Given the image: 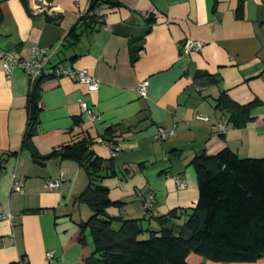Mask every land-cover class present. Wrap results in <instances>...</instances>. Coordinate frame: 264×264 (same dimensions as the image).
<instances>
[{"label":"crops","instance_id":"obj_1","mask_svg":"<svg viewBox=\"0 0 264 264\" xmlns=\"http://www.w3.org/2000/svg\"><path fill=\"white\" fill-rule=\"evenodd\" d=\"M117 1L119 7L98 9L101 23L94 29L79 26L74 45L68 35L90 0H50L48 12L37 11L35 0H26L27 7L22 0H0V264L20 257L26 264H49L50 252L56 264H83L93 251L88 235L85 246L77 242L86 220L76 199L86 175L60 158L38 166L23 148L31 82L21 69L6 74V53L27 58L32 47L49 49L52 65H74L100 82L99 91L90 93L70 79L45 80L31 142L46 157L85 138L96 157L113 160L116 175L103 185L123 205L107 211L112 217L145 220V228L156 230L158 218L176 211L181 225L199 198L191 165L197 154L228 149L241 159L264 157V0ZM186 40L203 48L184 56ZM132 47H142L135 62ZM146 81L144 98L139 87ZM223 93L240 105L259 103L246 127H232L217 110ZM81 103L100 120L90 122ZM173 127V137L156 138ZM106 139L120 147L115 157ZM61 177L60 188L48 189V181ZM176 177L186 181L184 189ZM16 178L24 179L23 195L11 191ZM144 187L154 195L149 213L140 199Z\"/></svg>","mask_w":264,"mask_h":264},{"label":"trees","instance_id":"obj_2","mask_svg":"<svg viewBox=\"0 0 264 264\" xmlns=\"http://www.w3.org/2000/svg\"><path fill=\"white\" fill-rule=\"evenodd\" d=\"M22 2L27 7L26 0ZM102 6L115 8L119 3L117 0H90L78 27L68 35L74 45L80 39V27L90 30L101 23L96 12ZM141 50L142 47H132V62ZM45 80L35 81L28 95L30 116L23 148L34 160H70L85 173L87 184L76 201L86 206L91 215L79 224L77 242L85 246L88 235L93 251L83 264H188L191 254L215 263L256 264L264 259V157L241 159L228 149L214 156L204 152L197 154L191 165L197 174L199 198L190 213H184L186 220L181 225L176 223L180 219L176 211L158 218L156 230L145 228V220L112 217L107 211L123 205L113 202L108 188L103 185L105 179L116 175L113 160L96 157L91 151V142L85 138L46 157L38 155L32 145L41 112V84ZM258 106L257 101L237 104L225 93L217 100V110L227 115L236 129L253 121L252 111Z\"/></svg>","mask_w":264,"mask_h":264},{"label":"built area","instance_id":"obj_3","mask_svg":"<svg viewBox=\"0 0 264 264\" xmlns=\"http://www.w3.org/2000/svg\"><path fill=\"white\" fill-rule=\"evenodd\" d=\"M36 10L39 12H48L50 11V0H35ZM203 45L199 42H195L192 40H186L182 45V50L184 52V56H189L194 53H199ZM50 50L45 48L32 47L30 50V54L27 58H22L16 56L12 53H6L4 55V67L6 74L10 76L14 69H21L24 71L30 78L31 88L34 85L35 81L40 78H44L46 80H60V79H70L72 81H76L80 85L86 86L87 90L90 93L98 92L100 89V82L89 75L86 70L79 69L74 65H52L50 63ZM149 83L146 81L142 83L139 87V93L142 97H147ZM82 114L86 116L90 122L95 123L100 120L99 116H97L93 110L87 105V103H81ZM199 121L208 123L209 119L206 117H198ZM219 132L224 134L226 131L225 126L220 125L218 127ZM175 135V128L170 129H161L156 138L160 141H164L170 137ZM106 146L110 149L112 157H115L120 152V147L112 142H105ZM63 178L61 177L59 180L48 181L46 183L48 189L55 190L60 188L62 184ZM177 186L180 189H184L186 187V181L182 180L178 177L175 179ZM11 191L13 193L23 195L25 191L24 179L16 178L12 182ZM140 199L143 201L144 209L147 213L152 211V202L154 199L153 193L149 191L148 187H144L140 192ZM5 219L11 220L10 215H5ZM47 262L49 264H56L54 253L50 252L47 254ZM14 264H26L23 258H19L17 262Z\"/></svg>","mask_w":264,"mask_h":264},{"label":"rangeland","instance_id":"obj_4","mask_svg":"<svg viewBox=\"0 0 264 264\" xmlns=\"http://www.w3.org/2000/svg\"><path fill=\"white\" fill-rule=\"evenodd\" d=\"M82 205V204H81ZM86 211H89V209L82 205V213L84 214V220H87L88 215H86ZM90 215H91V212L89 211ZM187 263L188 264H242V263H215V262H211L209 260H206L205 258H202L198 255H195V254H191L187 260ZM256 264H264V259L261 260L260 262L256 263Z\"/></svg>","mask_w":264,"mask_h":264},{"label":"water","instance_id":"obj_5","mask_svg":"<svg viewBox=\"0 0 264 264\" xmlns=\"http://www.w3.org/2000/svg\"><path fill=\"white\" fill-rule=\"evenodd\" d=\"M35 164L38 166H46L45 163H43L42 161H38V160L35 161Z\"/></svg>","mask_w":264,"mask_h":264}]
</instances>
